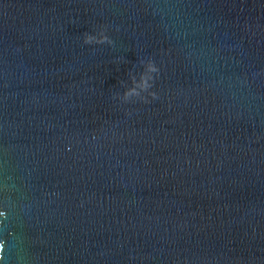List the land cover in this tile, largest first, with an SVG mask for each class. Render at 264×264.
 Here are the masks:
<instances>
[{"label": "water", "instance_id": "95a60500", "mask_svg": "<svg viewBox=\"0 0 264 264\" xmlns=\"http://www.w3.org/2000/svg\"><path fill=\"white\" fill-rule=\"evenodd\" d=\"M0 212V264H264V0H0Z\"/></svg>", "mask_w": 264, "mask_h": 264}, {"label": "clouds", "instance_id": "9594fccd", "mask_svg": "<svg viewBox=\"0 0 264 264\" xmlns=\"http://www.w3.org/2000/svg\"><path fill=\"white\" fill-rule=\"evenodd\" d=\"M83 43L84 44H112V40L105 34V29L102 27L99 32L95 35L85 32L83 34ZM143 65V71L139 73V77L129 73V80L131 86H125V89L122 94H114L113 99H119L122 102H131L134 98L139 99L142 102L147 103V97L152 99H157V93L151 91L153 87V81L155 79L154 74L159 72L158 67L155 63L149 59L146 62H140ZM123 83V82H121ZM144 93L147 96L143 95ZM4 213L0 212V216H3ZM3 244L0 243V250H2Z\"/></svg>", "mask_w": 264, "mask_h": 264}]
</instances>
